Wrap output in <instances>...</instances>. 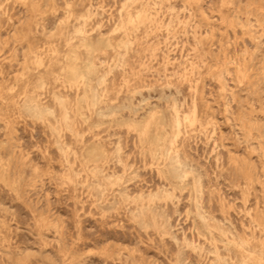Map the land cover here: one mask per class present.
Returning a JSON list of instances; mask_svg holds the SVG:
<instances>
[{
	"label": "rangeland",
	"instance_id": "374dc122",
	"mask_svg": "<svg viewBox=\"0 0 264 264\" xmlns=\"http://www.w3.org/2000/svg\"><path fill=\"white\" fill-rule=\"evenodd\" d=\"M0 264H264V0H0Z\"/></svg>",
	"mask_w": 264,
	"mask_h": 264
}]
</instances>
